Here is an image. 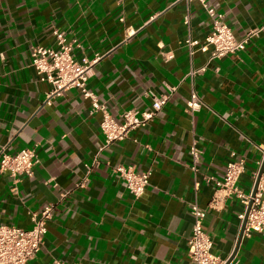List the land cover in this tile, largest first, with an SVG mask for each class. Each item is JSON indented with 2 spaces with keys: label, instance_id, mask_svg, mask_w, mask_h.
Returning a JSON list of instances; mask_svg holds the SVG:
<instances>
[{
  "label": "crops",
  "instance_id": "crops-1",
  "mask_svg": "<svg viewBox=\"0 0 264 264\" xmlns=\"http://www.w3.org/2000/svg\"><path fill=\"white\" fill-rule=\"evenodd\" d=\"M207 3L237 40L264 24V0ZM54 30L74 44L76 60L100 56L87 89L116 120L149 109L152 94H168L167 103L129 138L101 149V115L90 100L77 89L48 100L51 84L31 65L32 48L57 47ZM209 31L198 0H0V153L35 152L31 177L0 172V225L30 229L31 213L54 205L28 264H192L193 202L206 211L213 253L225 261L233 254L244 206L233 196L218 209L211 202L229 162L245 160L238 185L249 192L263 160L264 31L215 60L211 47L199 50ZM187 38L199 42L192 58ZM192 90L202 101L193 114ZM116 166L150 171L140 198ZM233 263L264 264V233L243 234Z\"/></svg>",
  "mask_w": 264,
  "mask_h": 264
},
{
  "label": "built area",
  "instance_id": "built-area-1",
  "mask_svg": "<svg viewBox=\"0 0 264 264\" xmlns=\"http://www.w3.org/2000/svg\"><path fill=\"white\" fill-rule=\"evenodd\" d=\"M198 1L210 21V31L199 47V50L203 52L208 51L211 47L209 60L235 55L243 49L244 44L250 38L264 31L263 24L251 30L243 39L237 40L225 23L224 17L209 6L207 0ZM53 34L57 47L37 46L32 48L31 65L42 81L51 84V91L47 95L48 100L71 89H77L84 99L90 100L91 112H97L101 115L100 130L104 137V145L101 149L129 138L132 131L151 122L167 103L168 94L160 96L152 94V104L149 109L144 111L129 109L121 114L119 120H116L108 112L106 106L99 103L96 96L87 89V81L93 66L100 60V56L95 55L92 59L84 56L80 60H76L73 55L74 44L68 41L62 32L54 30ZM185 45L189 56L192 58L195 53L194 48L199 45V42L187 38ZM203 70L204 68L191 69L188 75L194 77ZM173 90L174 88H171V91ZM201 106L202 101L195 90H192L190 98L186 102V109L193 114L200 110ZM190 155L194 163L192 170L196 171L195 164L199 160V151L194 145L190 148ZM262 155L264 158V147L262 148ZM34 158L35 152L30 149H24L12 155L1 152L0 172H7L15 181L20 176L31 177ZM113 171L124 180L126 189L134 198H140L149 185L150 171L136 172L134 168L125 166H116ZM244 171L245 160L242 158L227 164L223 178L218 181L215 180V194L211 207L218 209L224 198L233 196L244 206L243 213L239 215L243 222L249 203L252 201L243 231L244 235L249 236L251 233H264V172L259 179L256 193L252 197L253 188L249 192H244L238 185V180ZM85 182L86 179L79 186L82 187ZM65 196L67 193L62 194V197ZM53 211L54 205L47 204L41 210L31 213L32 227L30 229H22L13 225H0V264H28L34 259L44 244L47 232L46 223L51 219ZM189 213L192 217V230L187 239V252L191 263L225 264V260L213 253V243L204 229L206 211L200 208L196 202H193L189 205ZM54 264L77 263L54 260Z\"/></svg>",
  "mask_w": 264,
  "mask_h": 264
},
{
  "label": "water",
  "instance_id": "water-1",
  "mask_svg": "<svg viewBox=\"0 0 264 264\" xmlns=\"http://www.w3.org/2000/svg\"><path fill=\"white\" fill-rule=\"evenodd\" d=\"M263 172H264V158H263V160H262V163H261V165H260V168H259V170H258V173H257L256 179H255V183H254V186H253V189H252V197H253V196L255 195V193H256V188H257V185H258L259 179H260L261 175L263 174ZM251 203H252V201H250V203H249L248 210H249V208H250ZM248 210H247V213H248ZM247 213H246V215H245V220H243V222H242V226H241V229H240L239 238H238V242H237L236 248H235L233 254L228 258V260L226 261L225 264H230V263L232 262L233 258H234L235 255H236L237 247H238V245H239V243H240V240H241V238H242V236H243V231H244V227H245V222H246V216H247Z\"/></svg>",
  "mask_w": 264,
  "mask_h": 264
}]
</instances>
